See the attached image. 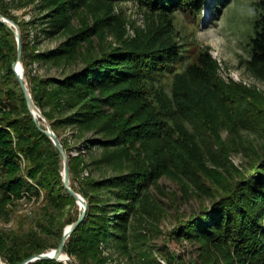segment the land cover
Listing matches in <instances>:
<instances>
[{
	"label": "rangeland",
	"instance_id": "374dc122",
	"mask_svg": "<svg viewBox=\"0 0 264 264\" xmlns=\"http://www.w3.org/2000/svg\"><path fill=\"white\" fill-rule=\"evenodd\" d=\"M59 3H63L61 14L55 12L59 10ZM0 4L17 25L31 55L55 51L80 34L78 44L58 62L35 60L32 56L27 69L36 78H64L83 67L89 59L115 49L135 50L174 43L190 54L186 62L193 61L199 51H209L217 64L218 84L214 86L217 95L213 91L200 92L191 88L186 85L185 78L178 82L184 70V63H181L161 72L159 82L154 85L155 91L142 96L143 99L122 102L115 108L102 104L107 115H115L118 122L129 126L148 118L158 120V113L163 109L175 116L185 135L179 137V132H175L177 126L168 132L167 136L178 139L179 146L173 151L172 141L166 142L163 148L159 139L133 140L128 144V152L111 154L114 157L121 155L124 164L134 161L138 166H157L160 174L145 184L120 238L101 243L97 255L90 258L88 264H227L226 249L180 236L179 228L202 209H212V203L219 195L224 194L225 189L233 188L230 184L234 186L243 177H254L252 171L264 160V77L258 76L247 65L249 39L254 34L255 19L264 13V0H228L222 4L220 1L217 6L215 0H207L200 16L177 11L167 17L139 6L134 0L113 3L102 0H0ZM7 41L11 49L10 39ZM15 58L14 51L0 48V119L24 116L19 86L3 70L12 66ZM24 79L30 89L32 81L25 72ZM181 88L186 89L187 102L194 101L193 109L187 110L191 116L175 106L174 93ZM112 91H98L95 95L106 97ZM221 91L234 101L225 104L219 95ZM160 93L164 95L162 99L157 97ZM64 115L55 114L56 117ZM57 134L67 143V156L83 161L77 172L70 176L76 192L90 179L114 174L111 166L97 162L104 150L87 148L86 142L93 132L80 135L75 126H60ZM216 160L221 164L215 165L213 161ZM201 161H204V167L217 171L218 175L201 177L204 174ZM30 164L19 155L16 171L10 177H21L25 189L20 198L11 196L5 206L6 212L0 214V233L37 231V221L49 226L50 220H53L54 230L60 229L63 233L70 225L67 221L77 217L83 207L75 203L59 210L48 206L45 200L47 188H39V195L26 191L28 184H36V179L28 176ZM237 171L242 175L239 176ZM3 177L0 173V181ZM56 240L55 235H50L46 242ZM63 254L67 256L65 252ZM231 256L236 255L231 252ZM69 259L80 264L76 258ZM67 262L70 261L64 263ZM251 264L259 263L254 260Z\"/></svg>",
	"mask_w": 264,
	"mask_h": 264
},
{
	"label": "trees",
	"instance_id": "16d2710c",
	"mask_svg": "<svg viewBox=\"0 0 264 264\" xmlns=\"http://www.w3.org/2000/svg\"><path fill=\"white\" fill-rule=\"evenodd\" d=\"M102 1L113 3L116 0ZM134 1L139 6L164 17L177 11L200 16L207 5V0ZM220 1L221 4L228 2V0H215L216 6ZM62 5L63 3L57 5L59 8L55 11L57 14L62 13L60 11ZM0 14L10 18L2 4H0ZM5 37L10 39L11 49ZM72 38L71 42L55 51L31 55L21 36L22 64L25 75L32 81L29 89L32 99L50 122L65 153L67 154V143L57 134L60 126H75L80 135L84 132H93L92 138L86 142L87 148L99 147L104 150L103 156L97 162L111 166L114 171V174L107 177L88 180L78 192L87 203V212L83 221L66 240L64 252L69 258L78 259L80 264H88V260L94 259L97 255L101 243L120 238L125 223L129 220V213L141 196L145 184L151 179L155 180L160 174L157 166H138L134 161L124 164L120 160L121 155L114 157L111 154L128 152V144L133 140L159 139L162 140L163 148L166 147V142L172 141L173 151L175 146H179V143H176L178 139L173 135L167 136L168 132L177 126L178 130L175 132H179V137L185 135L184 130L178 126L175 116L164 112L163 109L158 113V120L156 117L151 120L148 118L129 126L118 122L115 115H107L108 112L102 109V104L115 108L122 102H137L143 99L142 96L146 97L155 91L154 85L159 82L161 72L172 67L174 69L181 63H184V70L178 82L185 78L188 83L185 84L193 89H198L200 92H216L214 86L218 84L215 74L217 64L208 50L199 51L193 61L186 62L190 54L181 51L179 45L172 43L135 50L115 49L110 53L89 59L83 67L64 78H36L30 75L27 66L32 56L35 60L46 59L58 62L68 56L73 46L78 44L80 34ZM3 47H6L8 52L14 51L15 60L17 59L16 40L12 32L0 23V48ZM247 65L258 76L264 77V13H260L254 21V34L249 39ZM3 70L19 86L12 66L9 65ZM19 89L24 116L16 119H0V173L4 176L0 181V214L6 212L5 206L11 196L15 199L20 198L25 189L22 188L25 182L21 177L16 175L10 177L16 171L19 155L32 163L28 169V176L30 179H36L35 186L28 184L26 191L39 195V188L44 187L47 188L45 200L48 206L59 210L64 205L73 206L76 201L64 189L60 176L61 155L50 139L38 129L20 86ZM111 89L113 91L106 97L95 95L98 91ZM185 90L181 88L174 93L175 106L191 116V112L187 110L193 109L194 101L187 102L184 97L187 94H184ZM219 95L225 104L234 101L222 91ZM163 96L160 93L157 97L162 99ZM204 106L206 108L207 104L205 103ZM92 108L97 111H93ZM55 114L65 115L56 117ZM210 158L214 160V157L210 156ZM68 159L71 176L77 172L83 161L79 157H68ZM201 163L204 173L201 177L218 175L217 171L204 167V161ZM213 163L217 166L221 164L217 160ZM257 167L252 171L254 177H243L234 186L233 183L230 184L233 188L225 189L226 192L220 194L212 203V209H202L197 216L185 222L179 228L180 236L202 240L206 244L211 243L218 249H226L224 257L227 259V264H251L254 260L264 264V160ZM236 173L242 175L239 171ZM70 186L77 191L71 181ZM81 213L75 218H70L67 223L73 224ZM48 224L49 226H46L44 222L37 221V231L31 229L27 232L0 233L2 262L20 264L27 258L57 248L63 233L60 229L54 230L53 220ZM50 235H55L57 240L47 244L46 240ZM231 252L236 256L232 257ZM28 264L66 263L54 259H40ZM67 264L74 262L70 261Z\"/></svg>",
	"mask_w": 264,
	"mask_h": 264
},
{
	"label": "water",
	"instance_id": "95a60500",
	"mask_svg": "<svg viewBox=\"0 0 264 264\" xmlns=\"http://www.w3.org/2000/svg\"><path fill=\"white\" fill-rule=\"evenodd\" d=\"M0 23L4 24L13 34L15 40H16V45H17V59L14 61L12 65V69L15 73L16 79L19 83V86L21 88V91L24 95V98L26 100L28 109L30 114L32 115L38 129L45 135L47 136L50 141L54 144L56 149L61 155L62 159V183L63 187L66 190V192L75 199L76 203L80 206L83 207V211L81 215L78 217V219L70 225L69 228L64 229L61 241L58 245L57 248L54 249V254H49L47 251L41 254L34 255L30 258L25 259L22 263L20 264H28L31 263L35 260H40V259H54L58 261H68L69 257H65V259H62L60 256L62 253H64V246L66 243V240L69 238L71 233L74 231V229L80 224L83 219L86 216L87 212V203L83 196L74 191L71 186H70V172H69V159L67 154L65 153L62 144L60 143L59 139L56 137L54 131L52 130L50 124L46 120V118L43 116L41 110L35 105L32 95L30 93L29 87L27 85L26 80L24 79V70L22 66V41H21V35L19 32V29L17 25L10 20L9 18L5 17L4 15L0 14ZM0 264H2V260L0 257Z\"/></svg>",
	"mask_w": 264,
	"mask_h": 264
},
{
	"label": "bare ground",
	"instance_id": "6f19581e",
	"mask_svg": "<svg viewBox=\"0 0 264 264\" xmlns=\"http://www.w3.org/2000/svg\"><path fill=\"white\" fill-rule=\"evenodd\" d=\"M69 227H70V225H69L67 228H69ZM67 228H66V229H67ZM48 253H49V254H54V249L51 250V251H48ZM62 255H63V257H62ZM60 256L62 257V259H65V258H64L65 255H64L63 253H62ZM65 257H67V256H65Z\"/></svg>",
	"mask_w": 264,
	"mask_h": 264
},
{
	"label": "built area",
	"instance_id": "2783aa9c",
	"mask_svg": "<svg viewBox=\"0 0 264 264\" xmlns=\"http://www.w3.org/2000/svg\"><path fill=\"white\" fill-rule=\"evenodd\" d=\"M68 261H71V260L69 259ZM2 264H6V263L2 262Z\"/></svg>",
	"mask_w": 264,
	"mask_h": 264
}]
</instances>
